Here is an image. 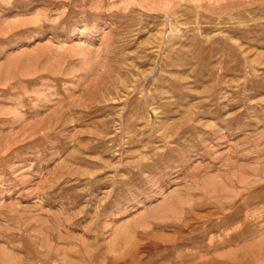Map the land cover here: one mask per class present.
<instances>
[{
    "label": "rangeland",
    "instance_id": "obj_1",
    "mask_svg": "<svg viewBox=\"0 0 264 264\" xmlns=\"http://www.w3.org/2000/svg\"><path fill=\"white\" fill-rule=\"evenodd\" d=\"M0 264H264V0H0Z\"/></svg>",
    "mask_w": 264,
    "mask_h": 264
},
{
    "label": "bare ground",
    "instance_id": "obj_2",
    "mask_svg": "<svg viewBox=\"0 0 264 264\" xmlns=\"http://www.w3.org/2000/svg\"><path fill=\"white\" fill-rule=\"evenodd\" d=\"M196 41V40H195ZM194 41V42H195ZM191 44H193V43H191ZM195 47H196V45H195ZM189 48V47H188ZM194 48V47H193ZM187 49V48H186ZM195 51V50H194ZM178 55V54H177ZM196 55V54H195ZM186 58V57H185ZM196 58V57H195ZM208 59V58H207ZM200 62V61H199ZM208 62V61H207ZM173 63V62H172ZM186 63V62H185ZM197 64V63H196ZM199 65V64H198ZM209 68V67H208ZM195 70H197V69H195ZM202 72V71H201ZM177 78V77H176ZM183 80V79H182ZM208 94V93H207Z\"/></svg>",
    "mask_w": 264,
    "mask_h": 264
}]
</instances>
